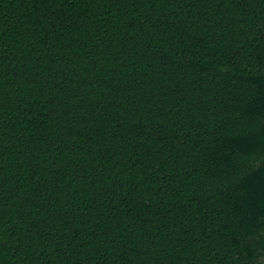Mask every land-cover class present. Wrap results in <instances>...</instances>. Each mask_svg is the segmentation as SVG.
Listing matches in <instances>:
<instances>
[{
    "label": "trees",
    "instance_id": "obj_1",
    "mask_svg": "<svg viewBox=\"0 0 264 264\" xmlns=\"http://www.w3.org/2000/svg\"><path fill=\"white\" fill-rule=\"evenodd\" d=\"M0 264H264V0H0Z\"/></svg>",
    "mask_w": 264,
    "mask_h": 264
}]
</instances>
